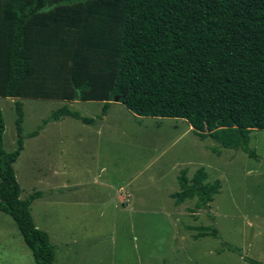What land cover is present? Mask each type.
Here are the masks:
<instances>
[{
	"label": "trees",
	"instance_id": "trees-1",
	"mask_svg": "<svg viewBox=\"0 0 264 264\" xmlns=\"http://www.w3.org/2000/svg\"><path fill=\"white\" fill-rule=\"evenodd\" d=\"M0 97L14 98L17 112L16 147L7 152L0 110V211L34 264H52L55 248L30 213L39 192L20 198L13 168L24 138L38 134L24 135L17 99L63 101L43 124L66 115L92 124L66 102H100L103 115L118 101L137 116L182 119L198 137L255 156L248 141L264 129V0H0ZM207 178L202 167L188 179L183 169L175 204L198 198L208 210L221 182Z\"/></svg>",
	"mask_w": 264,
	"mask_h": 264
},
{
	"label": "rangeland",
	"instance_id": "rangeland-1",
	"mask_svg": "<svg viewBox=\"0 0 264 264\" xmlns=\"http://www.w3.org/2000/svg\"><path fill=\"white\" fill-rule=\"evenodd\" d=\"M17 100L24 135L38 134L24 138L13 168L20 198L39 192L30 213L55 248L52 264H250L243 256L264 264V129L249 133L250 156L198 137L182 119L137 116L118 101L103 115L100 102H66L94 123L65 116L49 126L43 121L63 101ZM0 110L2 147L13 151L14 98L0 97ZM70 143L75 147L68 150ZM200 167L206 182H221L209 209L198 198L175 204L177 176L184 169L191 178ZM0 264H34L13 219L2 211Z\"/></svg>",
	"mask_w": 264,
	"mask_h": 264
},
{
	"label": "crops",
	"instance_id": "crops-1",
	"mask_svg": "<svg viewBox=\"0 0 264 264\" xmlns=\"http://www.w3.org/2000/svg\"><path fill=\"white\" fill-rule=\"evenodd\" d=\"M63 103V102H62ZM108 114V113H107ZM106 116V115H105ZM104 116V117H105ZM108 116V115H107ZM66 117L64 116V117H62V118H60L59 120H56V121H49V124H47V125H49V126H52V125H58L59 124V121H61L62 119H65ZM190 127V126H189ZM101 135V134H100ZM43 138V137H42ZM65 138V135L62 137V141H63V139ZM75 143H76V141H75ZM81 142H79V144H80ZM61 146V145H60ZM62 147V149H65L66 147H64V146H61ZM72 147H75V144L74 143H70L69 144V147H68V150L69 149H71ZM102 169L103 170H105L106 168L104 167V166H102ZM101 169V170H102ZM101 170L99 171V172H101ZM53 173H54V171H53ZM43 175H48V174H46V173H43ZM99 175H100V173H98V174H95L94 175V180H96L98 177H99ZM49 176V175H48ZM76 184L77 185H82V183H80V182H76ZM106 184L107 185H109L110 183L107 181L106 182ZM111 187H112V184H111ZM122 198H124L123 196H119V199L120 200H122Z\"/></svg>",
	"mask_w": 264,
	"mask_h": 264
},
{
	"label": "clouds",
	"instance_id": "clouds-1",
	"mask_svg": "<svg viewBox=\"0 0 264 264\" xmlns=\"http://www.w3.org/2000/svg\"><path fill=\"white\" fill-rule=\"evenodd\" d=\"M66 116H69V115H66ZM71 117V116H70Z\"/></svg>",
	"mask_w": 264,
	"mask_h": 264
}]
</instances>
